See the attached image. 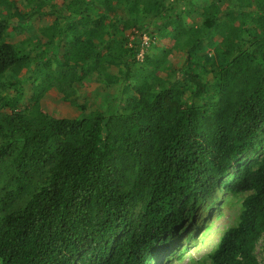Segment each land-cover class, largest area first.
Wrapping results in <instances>:
<instances>
[{
    "label": "trees",
    "instance_id": "1",
    "mask_svg": "<svg viewBox=\"0 0 264 264\" xmlns=\"http://www.w3.org/2000/svg\"><path fill=\"white\" fill-rule=\"evenodd\" d=\"M47 1L8 14L16 23L0 17V264L181 261L187 244L170 243L191 208L220 215L240 195L203 259L264 264V0H67L36 40L9 41ZM177 49L180 66L168 60ZM87 78L107 92L71 100ZM53 88L79 115L43 107Z\"/></svg>",
    "mask_w": 264,
    "mask_h": 264
},
{
    "label": "rangeland",
    "instance_id": "2",
    "mask_svg": "<svg viewBox=\"0 0 264 264\" xmlns=\"http://www.w3.org/2000/svg\"><path fill=\"white\" fill-rule=\"evenodd\" d=\"M14 1L16 3L15 6L11 7L8 10L0 6V17L6 18L9 22L16 23L18 21V17H9L8 14H13L15 12V9H18L19 12H22L24 15H27L32 13L34 7L28 4L29 0ZM66 1L67 0H48L43 6V14H36L29 20H22L20 23H17L16 29H11L9 41L16 43L26 38L36 40L38 38L37 34L39 26L55 18L53 15H49L48 11H50L51 9L63 11L65 7L64 3ZM192 2L202 7L203 5L208 3V0H192ZM258 6V4L255 6L254 11H257ZM93 10H95V8ZM196 17L198 16H193L194 20ZM130 31L131 29L127 31V34H129ZM129 38H132V36H130ZM53 48L56 49L57 47ZM33 54L34 53H32V56ZM184 57V52L181 49H177L172 52V54L168 57V60L170 63H173V65L180 66ZM111 71L117 72L118 69L113 68V70ZM24 72V70L20 73L11 72L7 75V85L5 93H9L11 95H14L16 93V88L11 84L16 83L24 74ZM160 74L161 77L166 76V72H160ZM33 78L34 77H32L30 80H26L22 84L24 90L23 100H27V98L30 97L32 94L33 86L35 85L32 80ZM106 90L107 89H105V87L95 79L87 78L81 84H76L74 91L71 93V100L82 102L89 96H92V94L103 91L107 92ZM115 91L116 90H114V92ZM90 102L91 103L89 107H97L93 99L90 100ZM42 105L43 107L47 108L51 114L57 117H76L80 113V110L75 105H73V103H71L70 101L62 100L58 91L54 88L46 93V95L42 99ZM217 196H221L219 199L222 202L224 198L223 194L218 193L216 195H213L212 199L214 200L215 198H217ZM239 198H242V195H240ZM239 198H237L234 204H227L225 202V205L222 208L220 215H217L218 212L215 211V207L212 208L210 206L211 203L209 200L207 201L208 204L210 203L208 207H206L205 205H199L197 207L193 206L188 212V216L185 218L186 221L179 225L178 229H175L173 233V240L170 243V249L175 248L178 245L181 246L182 243L184 244L183 246L187 244V248L190 250L188 251L189 255L181 261H178L177 259H175V257H170L166 259V262H164L163 259L165 254H163L158 258L159 264H209V261L205 260V258L203 259V257L214 248L219 239V236L224 232V229H226L228 226L233 225L237 221V215L241 206ZM263 244L264 235L262 236L256 248L258 260L261 263L263 259V254L260 247ZM168 253L169 251H167L166 254ZM192 257L193 259L191 261L190 258Z\"/></svg>",
    "mask_w": 264,
    "mask_h": 264
},
{
    "label": "built area",
    "instance_id": "3",
    "mask_svg": "<svg viewBox=\"0 0 264 264\" xmlns=\"http://www.w3.org/2000/svg\"><path fill=\"white\" fill-rule=\"evenodd\" d=\"M151 41V38L148 35H143L142 36V42H141V49L139 51V53L137 54L136 58L140 61L143 60L144 58V51L145 49L149 46Z\"/></svg>",
    "mask_w": 264,
    "mask_h": 264
},
{
    "label": "clouds",
    "instance_id": "4",
    "mask_svg": "<svg viewBox=\"0 0 264 264\" xmlns=\"http://www.w3.org/2000/svg\"><path fill=\"white\" fill-rule=\"evenodd\" d=\"M137 56V55H136ZM140 61V60H139Z\"/></svg>",
    "mask_w": 264,
    "mask_h": 264
}]
</instances>
